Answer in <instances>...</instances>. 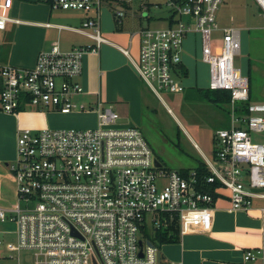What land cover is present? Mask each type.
<instances>
[{"label": "built area", "instance_id": "1", "mask_svg": "<svg viewBox=\"0 0 264 264\" xmlns=\"http://www.w3.org/2000/svg\"><path fill=\"white\" fill-rule=\"evenodd\" d=\"M223 0H168L169 16L161 28L145 27L139 37L138 56L128 55L148 89L181 93L179 80L183 43L196 35L201 60L208 65L209 88L231 93L230 105L248 102V114H239L229 129L213 135V151L205 159V183L216 185L214 197L201 192L194 170L181 174L156 165L152 150L139 129L120 125L116 111L100 101L93 106L75 98L84 93L75 80L82 74L88 53H98L108 40L100 31V11L109 0H48L52 9L91 14L79 28H71L93 43L61 50L57 42L37 54L32 68L0 64V110L17 114L33 109L68 115L96 114L90 128L22 129L16 138L15 160L9 172L24 206L0 208V220L16 224V244L9 252L32 253L33 264H179L158 258V247L139 239L146 215L167 228L165 216L178 218L179 235L211 228L215 201L226 196L227 210L248 211L264 200V142L253 133L264 132V103H251L249 80L234 65L240 53V31L219 28L215 13ZM264 15V0H253ZM13 0H0V30L8 23ZM120 20L124 8H115ZM186 16V22L181 17ZM194 24V26H193ZM221 32L219 53L211 36ZM236 122V123H235ZM161 220L163 223H157ZM163 230V229H162ZM141 241V245H139ZM1 244V242H0ZM141 253V255H140ZM260 249L243 252L244 262H254Z\"/></svg>", "mask_w": 264, "mask_h": 264}, {"label": "crops", "instance_id": "2", "mask_svg": "<svg viewBox=\"0 0 264 264\" xmlns=\"http://www.w3.org/2000/svg\"><path fill=\"white\" fill-rule=\"evenodd\" d=\"M115 8L124 6L117 5ZM79 13L84 12L69 13L52 9L48 0H35L25 5L13 0L8 15L20 22L9 23L10 30L7 29L9 26L0 30L13 34L11 38H3L0 42V64L32 68L37 54L48 50L55 42L64 51L92 44L88 37L71 29L81 27L88 18L85 15L87 13L83 14V19L77 17ZM23 15L24 21L18 19V16ZM120 23L115 24L114 13L112 15L103 9L100 11V31L108 41L101 44L98 53L84 55L82 74L75 80L83 87L84 93L77 96L76 101L87 106H93L100 101L110 104L111 107L114 105L129 110L144 103L146 93L143 81L131 58L120 49H128L133 59L136 58L139 50V37L136 34L138 31L124 32ZM183 54L184 51L182 65L184 69L186 64L184 75L187 76L189 60ZM193 87L197 86L191 83L187 88ZM78 114H93L96 125L94 112H73L68 116ZM65 117L66 115L59 113L33 109L22 110L17 114L0 110V208H4L7 215L10 214V209L21 206L16 184L9 172V166L15 160L19 132L25 128L56 129L76 121L64 119ZM201 156L204 161L207 159L202 151ZM228 207L227 197L221 196L214 203L209 231L193 230L184 235L178 234L171 242L159 243L162 261L179 264H264V200H255L248 211L229 212ZM9 226H13L16 234V224L9 220H0V233L8 232L4 228ZM257 249L262 254L256 261H243V252Z\"/></svg>", "mask_w": 264, "mask_h": 264}, {"label": "rangeland", "instance_id": "3", "mask_svg": "<svg viewBox=\"0 0 264 264\" xmlns=\"http://www.w3.org/2000/svg\"><path fill=\"white\" fill-rule=\"evenodd\" d=\"M34 1L15 0L23 5ZM109 1L110 7L103 6L102 9L112 15L117 5L124 6L125 14L120 22L123 31L128 33L145 27H164L170 14L168 0ZM83 14L79 13L77 17L83 19ZM85 15L86 17L91 16V14ZM18 17L24 21V15ZM215 19L219 28L239 29L241 48L234 65L240 68L241 73L249 80L250 102L264 103V15L253 0H223L215 13ZM187 20L186 16L181 17V21L186 22ZM10 28L9 26L7 29L10 30ZM12 35L8 31L7 33L0 31V42L3 38H11ZM221 36V32L212 33L211 40L215 53L220 51ZM183 51V56L189 60L190 66L187 76L183 74L178 76V80L186 87L183 92L171 93L159 90L160 98H158L143 82L146 99L140 107L129 110L102 103L103 106H110L117 112L118 124L137 127L158 163L163 168L174 171L191 170L199 162H205L201 151L207 159H210L214 147L213 135L218 130L229 129L234 118L240 116L238 109L245 104L236 102L233 107L228 103L216 105L202 98L197 89L209 88L213 83L209 80L208 65L201 60L200 44L196 35L188 34L186 42L183 43ZM191 83L196 85L197 89L195 87L188 89ZM64 119H75L76 121L59 128H90L95 125L93 114L66 115ZM251 138L254 142L262 143L264 132L253 133ZM21 206L23 207L24 203ZM157 223L162 224L163 222L157 220ZM156 228L150 215H146L138 238L150 240L158 247ZM160 228L161 236L170 234L169 229L163 226ZM6 230L8 232L0 233V264H18L17 253L9 252L5 247L6 244H16L14 228L13 226L5 227L4 231ZM32 257L30 252L21 251L19 254L21 264H33Z\"/></svg>", "mask_w": 264, "mask_h": 264}, {"label": "trees", "instance_id": "4", "mask_svg": "<svg viewBox=\"0 0 264 264\" xmlns=\"http://www.w3.org/2000/svg\"><path fill=\"white\" fill-rule=\"evenodd\" d=\"M148 19V18H147ZM151 19H149L150 21ZM114 21L115 24L119 23V20L115 18L114 14ZM183 68V65H182ZM197 89V88H196ZM2 90V84H1V79H0V91ZM198 92L201 93L202 98L205 100L213 103V104H223V103H230L231 99V93L226 90H218V89H212V88H198ZM250 94V91H249ZM247 105L248 102H245L244 105H242L239 109L238 112L240 114L247 115ZM196 172L197 178L199 180V185H197V188L201 192H207L211 193L214 197H217L213 192L215 189L216 185L213 184H207L205 183V180H203V177H206L209 175V171L205 165L204 162H199L198 165H196L193 169ZM181 174H187L188 169H181L179 170ZM166 221H167V230L169 229L170 234L167 235H162L159 233V230L156 231V238L158 239L159 243H165V242H171L173 238H175L179 234V225H178V218L176 216H170L166 215L165 216ZM150 241V240H149Z\"/></svg>", "mask_w": 264, "mask_h": 264}, {"label": "water", "instance_id": "5", "mask_svg": "<svg viewBox=\"0 0 264 264\" xmlns=\"http://www.w3.org/2000/svg\"><path fill=\"white\" fill-rule=\"evenodd\" d=\"M157 166H160V164L158 163V161L155 162ZM147 245L153 246V244L151 242H146ZM139 245H141V241H139ZM141 255V253H140ZM158 258L161 259L162 256L160 254V252L158 253Z\"/></svg>", "mask_w": 264, "mask_h": 264}]
</instances>
